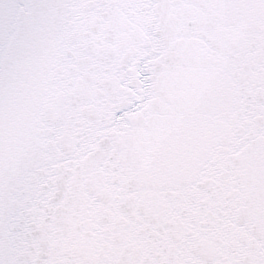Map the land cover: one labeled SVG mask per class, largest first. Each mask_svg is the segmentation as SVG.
Here are the masks:
<instances>
[{
    "label": "snow or ice",
    "instance_id": "1",
    "mask_svg": "<svg viewBox=\"0 0 264 264\" xmlns=\"http://www.w3.org/2000/svg\"><path fill=\"white\" fill-rule=\"evenodd\" d=\"M0 264H264V0H0Z\"/></svg>",
    "mask_w": 264,
    "mask_h": 264
}]
</instances>
